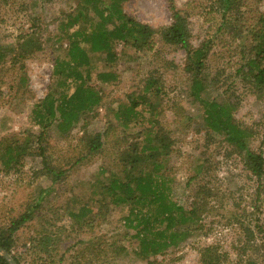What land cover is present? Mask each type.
<instances>
[{"label":"rangeland","instance_id":"1","mask_svg":"<svg viewBox=\"0 0 264 264\" xmlns=\"http://www.w3.org/2000/svg\"><path fill=\"white\" fill-rule=\"evenodd\" d=\"M171 5L189 23L191 50L209 46L201 70L206 81L202 99L225 102L234 123L251 132L246 148L264 158V88L251 86L237 73L253 45L251 32L257 19L264 16V0H240L234 15L224 18L216 0H126L122 9L158 31L172 22ZM76 6L73 0H0V46L16 53L19 37L42 34L40 52L12 60L13 52L0 62V143L13 138L22 143L29 131H38L31 112L53 83V61L64 57L66 46V41H56L55 34ZM153 41L151 51L135 54L118 44L111 67L117 81L103 84L91 73L89 84L101 97L98 105L64 133L54 122L47 127L42 143L48 164L53 170H66L56 183L53 174L41 172L38 158H28L7 172L0 167V230L27 207L39 205L33 219L13 236L10 251L19 264H200L199 251L205 247L224 253V264L258 260L257 248L264 240V177L257 197V181L244 167L242 156L221 137H207L203 108L192 94V75L185 70V51L163 43L159 34ZM95 56L96 71L107 70L103 56ZM21 76L27 89H19ZM150 76L158 78V121L171 139L162 170L171 184L169 195L184 210L195 190L208 197L198 206L197 226L188 224L187 239L145 260L139 257L135 230L123 222L127 206L114 205L107 197L102 205L97 200L98 183L111 174L121 175L120 154H129L131 142L140 139L141 127L123 129L111 112ZM109 125L102 150L85 155L83 132H102ZM81 205L96 215L73 217L70 213H77ZM247 244L249 249L241 253Z\"/></svg>","mask_w":264,"mask_h":264},{"label":"trees","instance_id":"2","mask_svg":"<svg viewBox=\"0 0 264 264\" xmlns=\"http://www.w3.org/2000/svg\"><path fill=\"white\" fill-rule=\"evenodd\" d=\"M77 3L74 14H67L64 23L57 29L56 41H66L64 57H56L53 61L51 74L53 83L47 94L34 106L31 114L36 133L29 135L20 143L16 138L0 143V167L7 172L20 167L26 159L38 158L41 172L52 175L55 183L66 174V170H53L49 164L43 146L44 133L54 122L61 133L68 131L72 125L84 118L100 102L98 91L89 84L91 73H95L100 83H114L118 75L111 70L117 60L115 48L118 44L123 49H132L135 53L149 52L153 49V39L157 34L165 44L174 45L186 53L185 70L191 75V91L203 108V125L207 137L211 134L221 137L235 153L242 156L243 164L249 174L257 181V197L260 183L264 177V158L260 152H251L246 148V141L251 136L250 130L241 128L234 123L231 110L225 102L204 100L206 81L201 75L203 61L208 52L206 44L191 50V30L187 19L181 16L172 5V22L162 26L158 31L145 23H140L123 12L122 4L126 0H73ZM222 17L234 15L240 0H216ZM230 17V16H229ZM253 45L238 74L255 88H264V16L257 19V28L252 30ZM42 34L33 32L18 38V52L0 46V62L10 54L12 60L27 58L40 52L38 42ZM95 55L101 59L107 70H97L92 60ZM117 56V57H116ZM27 89L24 76L19 79V89ZM160 93L158 78L147 77L142 86L125 96V100L111 112L121 128L128 129L131 125L141 127L137 132L140 138L131 142L129 154H120L121 175L111 174L110 178L100 181V205L103 197L109 198L114 205H125L127 216L123 218L125 227L135 230V238L139 240V257L147 260L167 249L175 248L191 234L188 224H195L199 218L198 206L206 202L208 194L194 191L187 210L172 201L170 182L163 174L165 158L170 152V137L161 127L158 117L160 112ZM109 125L102 132H83L80 137L85 155H93L103 148V139ZM36 151V152H35ZM164 161V162H163ZM156 209H152V208ZM39 208L34 203L26 208L18 218L13 219L8 228L0 230V251L3 250L9 259L19 264L11 254L13 236L19 228L31 221L33 210ZM153 211L154 213H152ZM91 208L81 205L73 217L84 218ZM94 216L95 213H92ZM165 223V224H163ZM196 223L195 227L197 226ZM184 226L181 231L176 226ZM264 233V232H263ZM47 236L42 240H47ZM245 246L241 253H245ZM257 248L258 260H241L237 264H264V240ZM200 264H224L225 255L216 247H205L199 251ZM256 261H259L257 263ZM0 264H10L0 254ZM151 264V263H150Z\"/></svg>","mask_w":264,"mask_h":264},{"label":"water","instance_id":"3","mask_svg":"<svg viewBox=\"0 0 264 264\" xmlns=\"http://www.w3.org/2000/svg\"><path fill=\"white\" fill-rule=\"evenodd\" d=\"M0 254H1L4 258H6L10 264H15V262H13V260L9 259L10 256H8L3 250L0 251Z\"/></svg>","mask_w":264,"mask_h":264}]
</instances>
